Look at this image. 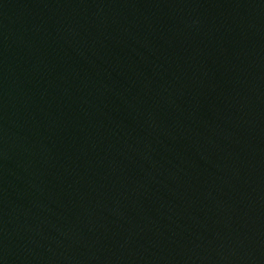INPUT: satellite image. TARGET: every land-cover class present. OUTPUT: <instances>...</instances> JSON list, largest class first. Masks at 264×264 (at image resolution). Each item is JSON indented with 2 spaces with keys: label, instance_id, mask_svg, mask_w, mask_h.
I'll use <instances>...</instances> for the list:
<instances>
[{
  "label": "water",
  "instance_id": "95a60500",
  "mask_svg": "<svg viewBox=\"0 0 264 264\" xmlns=\"http://www.w3.org/2000/svg\"><path fill=\"white\" fill-rule=\"evenodd\" d=\"M0 264H264V0H0Z\"/></svg>",
  "mask_w": 264,
  "mask_h": 264
}]
</instances>
